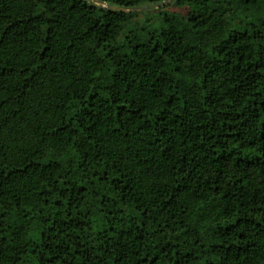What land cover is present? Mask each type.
<instances>
[{"label":"trees","instance_id":"obj_1","mask_svg":"<svg viewBox=\"0 0 264 264\" xmlns=\"http://www.w3.org/2000/svg\"><path fill=\"white\" fill-rule=\"evenodd\" d=\"M170 5L0 0V264H264V0Z\"/></svg>","mask_w":264,"mask_h":264},{"label":"rangeland","instance_id":"obj_2","mask_svg":"<svg viewBox=\"0 0 264 264\" xmlns=\"http://www.w3.org/2000/svg\"><path fill=\"white\" fill-rule=\"evenodd\" d=\"M187 8L186 7H177L175 5H166L164 8L161 9H152L143 12H138L137 16L133 19V22H141L145 20L144 24L147 26L148 29L156 28L160 25V13L162 12H169L178 17L184 16L186 14ZM148 20V21H147ZM133 28V25H130L126 28L125 32H128L130 29Z\"/></svg>","mask_w":264,"mask_h":264},{"label":"water","instance_id":"obj_3","mask_svg":"<svg viewBox=\"0 0 264 264\" xmlns=\"http://www.w3.org/2000/svg\"><path fill=\"white\" fill-rule=\"evenodd\" d=\"M91 5L101 8V9H106L111 12H119V13H133V12H143L147 10H152V9H159L162 8L168 4H170L173 0H164L159 3L155 4H149L145 6H136V7H113L110 6L104 2L98 1V0H87Z\"/></svg>","mask_w":264,"mask_h":264}]
</instances>
